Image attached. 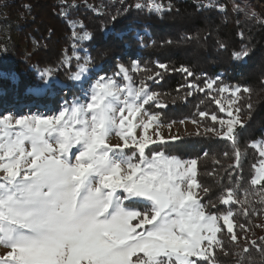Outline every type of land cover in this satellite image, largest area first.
I'll list each match as a JSON object with an SVG mask.
<instances>
[{"label":"trees","instance_id":"trees-1","mask_svg":"<svg viewBox=\"0 0 264 264\" xmlns=\"http://www.w3.org/2000/svg\"><path fill=\"white\" fill-rule=\"evenodd\" d=\"M152 1L176 13L159 16ZM87 60L103 73L130 69L161 124L191 120L206 129L145 148L195 161L198 198L219 228L210 256L197 263L264 264V181L254 182L262 155L253 145L264 138L263 8L255 0H0L1 109L43 85L39 73L68 87L63 93L52 81L56 94L39 98L41 107L76 97L73 74ZM224 87L237 89V124L227 136ZM131 202L140 205L136 219L152 214Z\"/></svg>","mask_w":264,"mask_h":264},{"label":"rangeland","instance_id":"rangeland-1","mask_svg":"<svg viewBox=\"0 0 264 264\" xmlns=\"http://www.w3.org/2000/svg\"><path fill=\"white\" fill-rule=\"evenodd\" d=\"M148 9L176 13L155 1ZM39 75L45 83L30 87L25 102L0 108V264H198L210 256L219 228L198 198L195 161L145 153L154 142L206 129L191 120L161 124L144 108L151 94L125 67L108 74L87 60L73 74L79 93L58 106L38 99L56 94L52 81L63 93L68 87ZM223 90L227 136L237 124V89ZM253 145L261 183L264 138ZM133 200L152 214L136 219Z\"/></svg>","mask_w":264,"mask_h":264}]
</instances>
